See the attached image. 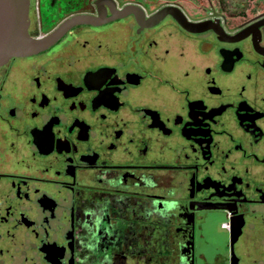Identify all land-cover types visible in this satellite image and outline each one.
<instances>
[{
  "label": "flooded vegetation",
  "instance_id": "1",
  "mask_svg": "<svg viewBox=\"0 0 264 264\" xmlns=\"http://www.w3.org/2000/svg\"><path fill=\"white\" fill-rule=\"evenodd\" d=\"M28 1L0 264H264V0Z\"/></svg>",
  "mask_w": 264,
  "mask_h": 264
},
{
  "label": "water",
  "instance_id": "2",
  "mask_svg": "<svg viewBox=\"0 0 264 264\" xmlns=\"http://www.w3.org/2000/svg\"><path fill=\"white\" fill-rule=\"evenodd\" d=\"M28 0H0V66L10 58L34 54L44 46L28 35Z\"/></svg>",
  "mask_w": 264,
  "mask_h": 264
},
{
  "label": "rangeland",
  "instance_id": "3",
  "mask_svg": "<svg viewBox=\"0 0 264 264\" xmlns=\"http://www.w3.org/2000/svg\"><path fill=\"white\" fill-rule=\"evenodd\" d=\"M210 230H212V228H210ZM215 234H217L215 231H214ZM218 235V234H217ZM217 235H216V239H217ZM210 236H213V235H210ZM219 236V235H218ZM211 241V240H210Z\"/></svg>",
  "mask_w": 264,
  "mask_h": 264
}]
</instances>
